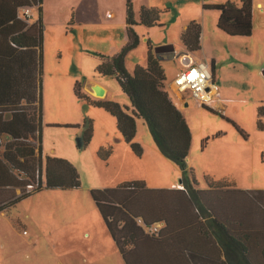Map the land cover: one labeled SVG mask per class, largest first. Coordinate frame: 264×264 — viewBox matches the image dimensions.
<instances>
[{
	"label": "rangeland",
	"instance_id": "374dc122",
	"mask_svg": "<svg viewBox=\"0 0 264 264\" xmlns=\"http://www.w3.org/2000/svg\"><path fill=\"white\" fill-rule=\"evenodd\" d=\"M133 1L136 16L141 8L154 9L158 22L149 28L136 21L133 30L140 43L126 53L125 71L132 75L135 67L145 68L146 42L153 49L174 46L176 57L160 61V66L166 92L191 135L186 173L159 153L143 120H135L133 142L141 147L136 156L117 131L115 119L94 105L107 101L130 111L115 77L96 72L102 60H111L124 46L123 0H42L40 11L31 8L29 20H40L43 26L41 159L70 163L80 187L32 192L0 213V264H124L90 190L132 182L163 189L176 187L183 177L194 179L203 190L208 182L222 180L240 190H264V117L257 116V108L264 106V15L252 23L250 36L232 38L217 30L213 17L218 19L219 13L203 10L201 0H131L132 9ZM259 1L264 6V0ZM190 21L201 26V50L189 54L191 61H206L215 69L219 101L207 108L212 112L188 97L184 108L170 86L183 70L186 50L180 33ZM97 86L106 90L101 98L93 95ZM88 126L91 138L83 147L79 141ZM108 148L109 156L100 160L98 152Z\"/></svg>",
	"mask_w": 264,
	"mask_h": 264
},
{
	"label": "trees",
	"instance_id": "16d2710c",
	"mask_svg": "<svg viewBox=\"0 0 264 264\" xmlns=\"http://www.w3.org/2000/svg\"><path fill=\"white\" fill-rule=\"evenodd\" d=\"M124 2L126 42L115 57L102 60L96 72L115 77L130 111L107 101L94 105L115 119L117 131L136 156L141 147L133 142L135 120H143L159 153L185 174L190 131L166 92L164 72L148 42L145 68L135 67L132 75L125 71L124 57L140 40L133 30L138 23L131 0ZM40 5L41 0H0V213L32 192L80 187L78 172L70 163L54 157L41 159L42 25L39 20L28 26L17 18V10L36 7L40 11ZM252 7V0H225L202 9L219 13L216 28L224 36L244 38L252 33ZM157 13L141 8L139 24L155 26ZM180 42L187 53L200 51V24L191 21L181 32ZM257 116L264 117V106L257 108ZM90 132L88 126L79 141L83 147L90 141ZM208 139H202L201 147ZM109 154L108 148L97 156L105 161ZM178 185L183 190L150 189L142 182L90 190L124 264H264V191H236L227 180L208 182L207 189L200 190L188 177ZM259 206L261 215L254 211ZM137 220L147 228L161 225V229L145 234Z\"/></svg>",
	"mask_w": 264,
	"mask_h": 264
},
{
	"label": "built area",
	"instance_id": "2783aa9c",
	"mask_svg": "<svg viewBox=\"0 0 264 264\" xmlns=\"http://www.w3.org/2000/svg\"><path fill=\"white\" fill-rule=\"evenodd\" d=\"M30 10V7L22 8L20 12H17V18L27 22L31 18ZM170 86L181 102L188 97L199 107L213 109L219 101V94L213 82L211 66L206 61L190 63L185 66L184 70L176 74ZM28 189L30 190V187ZM177 189L183 190V187L177 185ZM137 224L148 235L157 234L161 229V225L147 228L142 225L140 220H137Z\"/></svg>",
	"mask_w": 264,
	"mask_h": 264
},
{
	"label": "crops",
	"instance_id": "0c3cea01",
	"mask_svg": "<svg viewBox=\"0 0 264 264\" xmlns=\"http://www.w3.org/2000/svg\"><path fill=\"white\" fill-rule=\"evenodd\" d=\"M225 0H201V6H203V5H213V4H220V3H222V2H224ZM41 3H42V0H41ZM123 3H124V20H123V22L121 23V25H122V27H123V30H124V42H126V35H125V27H126V25H125V2H124V0H123ZM252 23H253V25H255V20H258V17H259V15H261V16H263L264 15V6H263V4H262V2L261 1H259V0H252ZM40 7H41V5H40ZM135 5H134V1H133V12H134V17H135V20L137 21V20H139V13H138V15L136 16V11H135ZM38 9V8H37ZM20 10L21 9H19V10H17V12H20ZM30 12H31V10H30ZM140 12V11H139ZM262 12V13H261ZM261 13V14H260ZM32 15V14H31ZM203 20H204V30L206 31L207 30V28H206V16H205V14H203ZM196 18V17H195ZM19 20V19H18ZM30 20V19H29ZM29 20L27 21V25L28 26H31V25H33V24H36V22L35 23H29ZM19 21H22V20H19ZM216 21H217V18L216 17H213V25H215L216 26ZM24 22V21H23ZM191 22V21H190ZM189 22V23H190ZM259 22V21H258ZM188 23V24H189ZM253 25H252V27H253ZM186 27H184L182 30H181V32L185 29ZM42 30H43V26H42ZM181 34V33H180ZM146 39L145 38H143L142 39V41H145ZM42 48V47H41ZM175 50V49H174ZM189 54L190 53H187L186 52V54H184V56H183V58H182V63H183V70H184V68H185V66H187V65H189L190 63H195V62H201V61H194V62H192L191 61V59H190V56H189ZM41 56H42V52H41ZM175 57H176V53H175ZM161 63V62H160ZM210 66H211V71H212V76H213V82L215 81V69H214V67H213V65H212V63L210 64ZM41 76V75H40ZM96 86V85H95ZM41 87V86H40ZM40 91V90H39ZM93 91H95V94H94V92H93V95L94 96H98L97 95V92H103L104 93V95L106 94V90L104 89V88H102V87H100V86H97V87H95V88H93ZM41 95V94H40ZM41 97V96H40ZM99 97V96H98ZM101 98V97H100ZM181 102V101H180ZM182 103V106L184 107V108H186L188 105H187V103L185 102V101H183V102H181ZM174 105H177V104H174ZM177 185H178V183H177ZM177 185H176V187H168V188H163L162 190H178L177 189ZM200 190H203V189H200ZM234 190H236V191H242V192H249V191H264V190H240V189H236V188H234ZM260 208L258 209V208H254V211H255V213H258V214H260L261 215V212H262V210H261V208H262V206H259ZM259 226H260V223H259ZM258 226V227H259ZM262 227V226H261ZM24 233V232H23ZM261 235L264 237V231H262L261 232Z\"/></svg>",
	"mask_w": 264,
	"mask_h": 264
},
{
	"label": "water",
	"instance_id": "95a60500",
	"mask_svg": "<svg viewBox=\"0 0 264 264\" xmlns=\"http://www.w3.org/2000/svg\"><path fill=\"white\" fill-rule=\"evenodd\" d=\"M154 56L159 61H168L175 58V50L173 45L157 46L153 49ZM101 92H97V95Z\"/></svg>",
	"mask_w": 264,
	"mask_h": 264
},
{
	"label": "bare ground",
	"instance_id": "6f19581e",
	"mask_svg": "<svg viewBox=\"0 0 264 264\" xmlns=\"http://www.w3.org/2000/svg\"><path fill=\"white\" fill-rule=\"evenodd\" d=\"M99 97H103L104 96V93L101 92L100 94H98Z\"/></svg>",
	"mask_w": 264,
	"mask_h": 264
}]
</instances>
